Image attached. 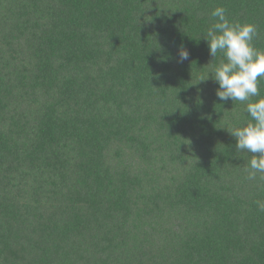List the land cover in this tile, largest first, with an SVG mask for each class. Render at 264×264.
<instances>
[{
    "label": "trees",
    "instance_id": "obj_1",
    "mask_svg": "<svg viewBox=\"0 0 264 264\" xmlns=\"http://www.w3.org/2000/svg\"><path fill=\"white\" fill-rule=\"evenodd\" d=\"M221 6L264 50V0H0V264H264Z\"/></svg>",
    "mask_w": 264,
    "mask_h": 264
},
{
    "label": "clouds",
    "instance_id": "obj_2",
    "mask_svg": "<svg viewBox=\"0 0 264 264\" xmlns=\"http://www.w3.org/2000/svg\"><path fill=\"white\" fill-rule=\"evenodd\" d=\"M211 16L215 22L202 37L208 42L214 60L218 53L223 57L211 72V78L219 86L216 96L225 103L229 100L234 104L245 103V111L251 117L246 124L231 126L227 131L236 139L238 152L254 154L245 169L247 179L256 180L259 174V179L264 180V97L260 90V82L264 81V50L253 43L259 32L255 24L231 22L222 6L215 8ZM179 56L182 62L188 59L189 52L182 48ZM209 74L207 78L201 77L200 82L207 81ZM253 97L260 98L253 101ZM255 203L264 212V200Z\"/></svg>",
    "mask_w": 264,
    "mask_h": 264
}]
</instances>
